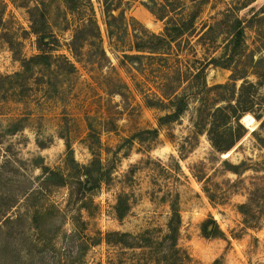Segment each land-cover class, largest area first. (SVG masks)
Here are the masks:
<instances>
[{"label": "rangeland", "instance_id": "obj_1", "mask_svg": "<svg viewBox=\"0 0 264 264\" xmlns=\"http://www.w3.org/2000/svg\"><path fill=\"white\" fill-rule=\"evenodd\" d=\"M76 1L71 11L64 0H0V216L16 220L0 231V264H145L138 249L105 236L156 230L159 238L171 203L189 264H264V122L256 119L264 103V0L197 1L196 33L171 66L203 73L188 87L181 117L162 126L170 107L159 104L156 87L170 66L128 47L132 31L161 34L166 20L150 13L152 0H112L129 31L110 43L102 0ZM88 19L105 56L87 33L75 58L71 41ZM41 54L51 67L14 77L23 60ZM215 107L221 131L233 115L245 129L229 151H215L201 126ZM248 115L250 127L242 122ZM153 129L156 138L144 133ZM95 159L100 168L81 169ZM43 167L55 173L50 181ZM99 238L79 254V243Z\"/></svg>", "mask_w": 264, "mask_h": 264}, {"label": "trees", "instance_id": "obj_2", "mask_svg": "<svg viewBox=\"0 0 264 264\" xmlns=\"http://www.w3.org/2000/svg\"><path fill=\"white\" fill-rule=\"evenodd\" d=\"M197 1L198 0H152L151 3H153V7L147 8L157 19L161 21L166 20L163 32L161 34H154L147 31H142V33L132 31L131 33V40H129L130 43L128 47L130 48V52L147 53L149 54V59L155 64L170 66L169 69H167V72H162L156 87V98L158 99L159 104H168L170 107L169 113L158 119L159 126L173 123L181 117L187 106L185 93L188 87H191L193 81L199 78L203 73V68L192 72L190 69L182 71L178 67L175 68L171 66L173 63L172 58L178 57L179 52L183 50L182 48L184 47H182V44L189 43V39L196 33L195 21L197 19V14L193 13V10ZM199 1H202V3L204 2L203 0ZM64 2L69 10H76V0H64ZM102 2L108 39L110 43H113V41L119 42L118 39L121 33L128 36V21L125 20L124 16L115 17L113 15L115 7L112 4L110 5L112 0H102ZM186 2H190L191 7L185 8ZM156 9L158 10L157 12L155 11ZM235 29L236 33L234 35V41L238 44L243 38V30L238 19L235 21ZM77 32L78 33H75L73 36L70 47V52L75 58L80 55L81 48H83V44L80 43L81 41L79 40L84 39V41H88L89 36L87 33L91 34L90 38L97 41V49L103 56H105L99 29L92 19H88V22L84 23V26ZM122 56L124 58H130V56L126 54ZM60 59H62L64 67H68L70 72L75 71L74 63L64 56ZM175 60H178V58ZM210 62L215 64L218 61L213 58L210 59ZM51 64L52 57L50 55H36L28 60H23L22 72L16 73L14 77L21 78L37 66L51 67ZM184 83H187V88L183 87ZM211 90L219 91V85L213 87ZM258 108L260 114L256 119L264 122V103H261ZM210 112L208 119H202L203 116H201V126L204 127L207 139L215 151H229L244 136L245 129L239 124V117L233 115L228 116V120H230V123H234L235 126L229 125L230 123L228 122L227 129L221 131L219 125V107L212 108ZM16 123H18V121H16ZM15 130H17V128L11 132ZM226 131L229 132L227 133ZM142 133H138V136ZM144 133L150 134L153 138H156L158 131L157 129H153L151 131H144ZM67 148L69 147L67 146ZM92 166L100 168L101 163L98 159H95L91 162V166L81 167V169L89 173V169ZM43 172H45V175L47 174V181H50V177L55 175L53 171L46 167H43ZM61 184H63V182H61L60 185ZM177 206V203H171L170 205V216L166 226V233L163 236L159 238L153 237V234L158 232L156 230L145 231L139 235L112 232L106 234L105 243L121 245L129 249H138L142 261L145 264H189L191 260L190 257L185 251L181 250L177 244L180 227V215ZM242 208H244V206H242ZM124 214L123 211H117L118 218H123ZM5 216L6 213H3L0 216L1 232L4 229V226L12 224L15 220L11 217L5 218ZM204 231L207 230L204 229ZM68 237H70V235ZM100 241L101 238L94 239L91 243H85V241L79 243V254H83V251L85 252L89 247L98 245Z\"/></svg>", "mask_w": 264, "mask_h": 264}, {"label": "bare ground", "instance_id": "obj_3", "mask_svg": "<svg viewBox=\"0 0 264 264\" xmlns=\"http://www.w3.org/2000/svg\"><path fill=\"white\" fill-rule=\"evenodd\" d=\"M242 122L246 127H250L254 123L253 118L249 115L246 116Z\"/></svg>", "mask_w": 264, "mask_h": 264}]
</instances>
